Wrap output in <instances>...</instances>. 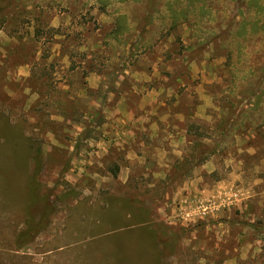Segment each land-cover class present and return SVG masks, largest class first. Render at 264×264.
Returning a JSON list of instances; mask_svg holds the SVG:
<instances>
[{"label": "rangeland", "instance_id": "374dc122", "mask_svg": "<svg viewBox=\"0 0 264 264\" xmlns=\"http://www.w3.org/2000/svg\"><path fill=\"white\" fill-rule=\"evenodd\" d=\"M0 264H264V0H0Z\"/></svg>", "mask_w": 264, "mask_h": 264}, {"label": "trees", "instance_id": "16d2710c", "mask_svg": "<svg viewBox=\"0 0 264 264\" xmlns=\"http://www.w3.org/2000/svg\"><path fill=\"white\" fill-rule=\"evenodd\" d=\"M125 31L126 29L123 28L120 33H124ZM34 161L38 168L41 162L39 152L36 153ZM38 186L37 176L33 175L32 178H30L28 186L29 199L25 208L23 228L15 234L13 239V245L17 250L34 242V240L48 227L49 218L54 212L52 197L49 195L40 197Z\"/></svg>", "mask_w": 264, "mask_h": 264}]
</instances>
